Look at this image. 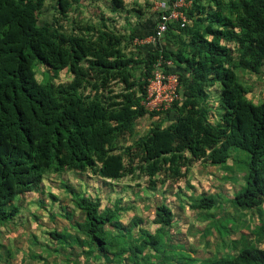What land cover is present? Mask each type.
<instances>
[{
	"label": "trees",
	"instance_id": "trees-1",
	"mask_svg": "<svg viewBox=\"0 0 264 264\" xmlns=\"http://www.w3.org/2000/svg\"><path fill=\"white\" fill-rule=\"evenodd\" d=\"M47 1L0 0V225L18 215L14 199L34 192L44 176L91 173L102 184L145 179L141 192H148L149 200L158 186L180 182L197 163L226 169L231 149L250 159L245 186L231 204L262 215L264 102L248 99L236 72H264V0H194L185 11L186 27L168 25L162 39L170 46H154L141 57L131 54L134 28L126 34L65 21L81 0H51L52 21L39 24ZM109 1L113 10L125 11L124 0ZM160 56L172 61L166 71L178 75L183 99L165 112H148L141 101ZM63 70L70 80L54 82ZM38 73L43 80H37ZM215 88L214 107L209 94ZM145 116L156 121L127 145ZM65 189L84 215L82 223H75L77 241L84 237L85 253L96 252L107 264H264V222L252 230L256 241L241 235L235 254L198 260L169 244L176 217L168 205L155 208L153 232L140 217L126 228L120 216L129 209L121 206L122 199L112 209H101L99 198ZM189 202L206 219L219 207L204 194ZM135 228L137 236L131 238ZM50 235L65 244L63 234ZM238 244L232 241L229 248Z\"/></svg>",
	"mask_w": 264,
	"mask_h": 264
},
{
	"label": "rangeland",
	"instance_id": "rangeland-1",
	"mask_svg": "<svg viewBox=\"0 0 264 264\" xmlns=\"http://www.w3.org/2000/svg\"><path fill=\"white\" fill-rule=\"evenodd\" d=\"M160 1L163 0H124L125 11L118 12L112 9L109 0H81L70 9L65 21L73 19L81 25L93 24L98 28L106 25L128 34L131 28L140 23L153 26L156 18L155 5ZM53 4L51 0L46 2L39 24L52 21L54 12L51 5ZM102 17L107 19L100 24ZM66 24L67 22H62V25ZM138 34L136 36H139ZM160 41L163 42L164 39ZM135 43L130 46L131 54L140 57L142 54L145 55L143 49V52L139 48L134 49L137 45ZM40 70H44L43 67ZM236 75L248 89V99L253 104L263 103L264 72L253 75L238 70ZM70 78L67 70H63L54 82L66 83ZM43 79L38 73L37 80ZM217 93L215 88L209 94V103L214 107ZM154 121L156 118L151 119L148 116L139 119L136 122L135 138L129 139L127 145L145 134ZM230 152L231 158L227 162L226 169L197 163L190 167L189 172L180 182L158 186L157 192H153V197L149 200L144 196V194L148 196L149 193L141 192L145 188V179L124 178L104 185L98 176L91 173H87L84 177H77L71 172L60 176H44L43 182L34 192L14 199L12 204L18 208V215L0 225V264H107L96 252L91 255L85 253L88 247L84 237L80 235V243L77 241L75 223H82L84 215L75 207L65 185L85 197L99 198L101 209L106 207L112 209L116 201L122 199L121 206L129 209L120 216V222L126 228L130 226L133 217H140L143 219V225L148 226L153 232L155 227L150 225V221L154 217L155 208L160 204L168 205L174 209L176 217L173 228L168 232L170 236L168 241L171 246L177 247L176 251L190 253L198 260L221 258L226 253L235 254L242 244L241 235H244L246 240L254 241L259 237L255 236L252 230L264 222V204L261 207L262 215H259L257 210L243 211L232 206L230 200L245 186L247 164L250 159L241 150L231 149ZM236 155L240 156L237 163L234 159ZM200 194L214 197L219 206L208 212L210 218H204L205 212L193 211L189 208V199ZM211 225L213 227H210ZM223 226L226 230H223ZM53 232L63 234L65 244L58 243L59 238L50 235ZM136 236L135 228L132 230L131 238ZM260 239L261 243H264V239ZM232 241H239V244L231 250L229 246ZM150 261L154 262L155 259L150 258ZM137 262L141 263L140 260ZM120 264H133V262L124 260Z\"/></svg>",
	"mask_w": 264,
	"mask_h": 264
},
{
	"label": "built area",
	"instance_id": "built-area-1",
	"mask_svg": "<svg viewBox=\"0 0 264 264\" xmlns=\"http://www.w3.org/2000/svg\"><path fill=\"white\" fill-rule=\"evenodd\" d=\"M194 0H163L155 5L157 14L153 40H161L168 29V25L176 23L180 28L188 24L185 11L190 8ZM137 44H142L143 40H135ZM173 67L170 60L162 56L153 63L151 77L145 86V97L141 105L150 112L166 111L173 102L182 101L178 93L179 77L174 72L167 69ZM167 68V69H166Z\"/></svg>",
	"mask_w": 264,
	"mask_h": 264
},
{
	"label": "crops",
	"instance_id": "crops-1",
	"mask_svg": "<svg viewBox=\"0 0 264 264\" xmlns=\"http://www.w3.org/2000/svg\"><path fill=\"white\" fill-rule=\"evenodd\" d=\"M156 18H157V15H156ZM156 18H155V20H156ZM134 31H135V34H134L135 39L136 40H138V39L143 40L142 44H137L134 41V43L137 44L136 47L137 46L140 47L145 52H147L148 50H150L151 48H153L154 46H157V45L160 46V47L162 45L170 46V43L168 41H166V40L161 42L160 40H153L152 39L153 38V33H154V24H153V26L151 24L150 25L149 24H142V23L137 24L134 27ZM137 33H139L138 34L139 36H136Z\"/></svg>",
	"mask_w": 264,
	"mask_h": 264
},
{
	"label": "bare ground",
	"instance_id": "bare-ground-1",
	"mask_svg": "<svg viewBox=\"0 0 264 264\" xmlns=\"http://www.w3.org/2000/svg\"><path fill=\"white\" fill-rule=\"evenodd\" d=\"M156 19H157V18H156ZM185 27H186V26H185ZM164 35H165V34H164ZM163 37H164V36H163ZM178 90H179V87H178ZM181 97H182V96H181ZM182 99H183V98H182ZM175 102H176V101H175ZM178 102H181V101H178ZM173 103H174V102H173ZM173 103H172V104H173ZM170 107H171V106H170ZM170 107H169V108H170ZM169 108H168V109H169ZM168 109H167V110H168ZM145 110H146V109H145ZM167 110H166V111H167ZM147 111H148V110H147ZM148 112H150V111H148ZM161 112H165V111H161Z\"/></svg>",
	"mask_w": 264,
	"mask_h": 264
}]
</instances>
